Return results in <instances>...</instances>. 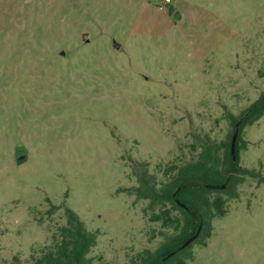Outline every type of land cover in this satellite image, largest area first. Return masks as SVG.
I'll list each match as a JSON object with an SVG mask.
<instances>
[{
  "label": "rangeland",
  "instance_id": "374dc122",
  "mask_svg": "<svg viewBox=\"0 0 264 264\" xmlns=\"http://www.w3.org/2000/svg\"><path fill=\"white\" fill-rule=\"evenodd\" d=\"M261 93L264 0H0V264H38L67 208L97 234L91 264L155 250L175 229L126 189L161 187L207 139L225 159V106ZM243 138L264 176V116ZM237 189L187 264H264V182Z\"/></svg>",
  "mask_w": 264,
  "mask_h": 264
},
{
  "label": "trees",
  "instance_id": "16d2710c",
  "mask_svg": "<svg viewBox=\"0 0 264 264\" xmlns=\"http://www.w3.org/2000/svg\"><path fill=\"white\" fill-rule=\"evenodd\" d=\"M225 108L234 127L231 141L224 143L227 147L225 159L221 160L218 154L222 145L207 139L202 144L199 158L174 166L177 169L174 177L161 187L152 182V177L141 175V186L126 189L140 198L149 199V208H160L158 213H153L152 220H161L164 227L175 229V233L167 235L155 250L140 252L133 264H187L193 243L206 244L205 239L212 235V219L226 214L228 198L239 197L237 186L244 182L246 176L258 177L264 182L261 172L240 164V151L248 144L243 138L244 129L264 116V93L239 115L229 111L227 106ZM236 132L238 137L234 159L231 144ZM207 184H226V187L212 189ZM222 193L227 194V197ZM173 210H178V213L173 214ZM199 228L198 238L184 246ZM96 242V232L90 231L77 213L67 208V224L60 227L54 244L46 249L38 264H91L88 253Z\"/></svg>",
  "mask_w": 264,
  "mask_h": 264
},
{
  "label": "water",
  "instance_id": "95a60500",
  "mask_svg": "<svg viewBox=\"0 0 264 264\" xmlns=\"http://www.w3.org/2000/svg\"><path fill=\"white\" fill-rule=\"evenodd\" d=\"M113 45L117 48L120 47V42H118L116 39L113 40ZM237 137H238V132H236L232 138V144H231V152L232 155L234 157V159H236V144H237ZM208 188H212V189H224L226 187V184H222V185H215V184H207L206 185ZM201 228V227H200ZM200 228L198 230V232L193 235L190 239H188L185 243L184 246H187L188 244H190L191 242H194L200 233Z\"/></svg>",
  "mask_w": 264,
  "mask_h": 264
},
{
  "label": "built area",
  "instance_id": "2783aa9c",
  "mask_svg": "<svg viewBox=\"0 0 264 264\" xmlns=\"http://www.w3.org/2000/svg\"><path fill=\"white\" fill-rule=\"evenodd\" d=\"M167 1H170V0H166V2H167Z\"/></svg>",
  "mask_w": 264,
  "mask_h": 264
}]
</instances>
